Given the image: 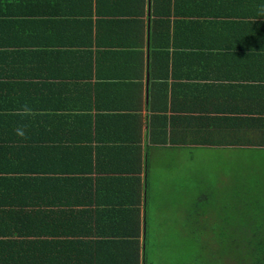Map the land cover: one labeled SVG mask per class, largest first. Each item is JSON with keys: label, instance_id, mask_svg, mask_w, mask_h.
Returning <instances> with one entry per match:
<instances>
[{"label": "crops", "instance_id": "1", "mask_svg": "<svg viewBox=\"0 0 264 264\" xmlns=\"http://www.w3.org/2000/svg\"><path fill=\"white\" fill-rule=\"evenodd\" d=\"M261 4L0 0V75H20L0 76V105L38 113L24 120L32 145L0 146L23 158L0 166L48 147L53 170L0 179V264H153V227H168L158 165L264 151ZM55 10L81 16L35 15ZM32 37L50 46L25 61L12 45Z\"/></svg>", "mask_w": 264, "mask_h": 264}, {"label": "rangeland", "instance_id": "2", "mask_svg": "<svg viewBox=\"0 0 264 264\" xmlns=\"http://www.w3.org/2000/svg\"><path fill=\"white\" fill-rule=\"evenodd\" d=\"M179 158L177 169L158 165L156 170L168 187L159 192L167 211L160 219L168 227H153L159 241L151 249L153 264L230 259L233 251L228 246L237 234L264 219L255 207L259 199L264 202V151L183 150Z\"/></svg>", "mask_w": 264, "mask_h": 264}, {"label": "trees", "instance_id": "3", "mask_svg": "<svg viewBox=\"0 0 264 264\" xmlns=\"http://www.w3.org/2000/svg\"><path fill=\"white\" fill-rule=\"evenodd\" d=\"M56 11V10H55ZM42 14V16H48L52 17V14H54L53 17L56 16V19L60 20H70L73 21V19H79V16H81V13H77L73 11L70 12H64L62 10H57L56 12L52 13H35V15ZM33 26V25H32ZM33 32V29L31 30ZM48 42V41H47ZM14 45H12L16 49V53L20 57H24L25 61H31L34 59L33 56H30L31 53H41V49H46L50 45L44 46V43L40 40H35L33 37L32 39H27L23 41H17L13 42ZM2 45V44H0ZM1 77L5 76L6 78H15L17 79L19 74L12 75V74H5L0 75ZM21 105H0V132L6 133V136H0V146H8L10 144L12 145H32L33 139L32 138H20L16 136L15 134V128L20 125L22 122L24 123V120L22 121V118L18 114V109ZM42 109H49L52 108L50 106L41 105ZM33 121L28 123L29 125H32ZM9 126V127H8ZM11 126V127H10ZM37 141H39L38 144H42V140L40 137L36 138ZM49 140V139H46ZM27 143V144H26ZM48 143H51L48 142ZM29 147V146H25ZM24 150L28 151V154L26 156V160L28 158H31V161L29 164H25L23 167L21 165H14L12 163L11 167H5L2 168L0 166V179H3L2 176H25V177H36V176H48L51 175L50 173L53 172V170L50 168L48 164V158L50 157L48 153V147L40 148L39 150H35L33 152L32 148H23ZM15 150L12 148V150L6 149V151L2 154H0V160H6V161H15L16 159H21L23 156L21 153L16 151L15 153H12V151ZM12 155H17L19 157H12ZM37 159L40 162V166L38 168H34L32 165L34 163V160ZM58 172H63L59 171ZM260 216L264 214V202L259 199L258 205L255 206ZM256 219L254 220L253 224H256ZM192 234V232L190 233ZM236 240L229 244L228 249L230 251H233L232 257L230 259L224 260V257L221 256L218 258V261L216 264H264V219L259 222V226L254 229H249L245 231H241L237 234ZM156 242H159L157 238H155ZM155 242V245H156ZM136 246L138 245V241L135 240L134 242ZM196 264H202L200 262Z\"/></svg>", "mask_w": 264, "mask_h": 264}, {"label": "clouds", "instance_id": "4", "mask_svg": "<svg viewBox=\"0 0 264 264\" xmlns=\"http://www.w3.org/2000/svg\"><path fill=\"white\" fill-rule=\"evenodd\" d=\"M257 15L264 17V4L257 6ZM17 111H18L19 116L22 118V121L27 120V119H34L38 115V113L34 109V107H32L27 102L24 103L23 105H21ZM26 128H27L26 123L22 122L20 125H18L15 128L16 136L26 139L27 138L26 137Z\"/></svg>", "mask_w": 264, "mask_h": 264}]
</instances>
